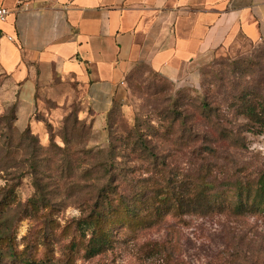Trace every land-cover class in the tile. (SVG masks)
Masks as SVG:
<instances>
[{
	"label": "rangeland",
	"instance_id": "obj_1",
	"mask_svg": "<svg viewBox=\"0 0 264 264\" xmlns=\"http://www.w3.org/2000/svg\"><path fill=\"white\" fill-rule=\"evenodd\" d=\"M125 83L104 120L65 90L18 123L15 95L3 99L0 264H264V211L237 210L235 189L264 175V41L239 36L194 80L140 61ZM109 186L101 242L90 214Z\"/></svg>",
	"mask_w": 264,
	"mask_h": 264
},
{
	"label": "crops",
	"instance_id": "obj_2",
	"mask_svg": "<svg viewBox=\"0 0 264 264\" xmlns=\"http://www.w3.org/2000/svg\"><path fill=\"white\" fill-rule=\"evenodd\" d=\"M0 105L27 120L38 96L65 90L103 119L140 61L173 82L243 36L264 41V0H0ZM7 36H11L9 40ZM104 120V119H103Z\"/></svg>",
	"mask_w": 264,
	"mask_h": 264
},
{
	"label": "trees",
	"instance_id": "obj_3",
	"mask_svg": "<svg viewBox=\"0 0 264 264\" xmlns=\"http://www.w3.org/2000/svg\"><path fill=\"white\" fill-rule=\"evenodd\" d=\"M256 105L257 104L253 103L252 101H246L242 107V112H245V114L248 118L253 119L255 121H257L256 117L258 115V113L256 111ZM262 109H264V108H262ZM109 187L107 189L106 188L102 189L98 192V194H97L98 198H102V199H100L101 204H99L101 209L100 208L98 209V207H99V205H98L97 206L98 210H94L90 214V219L93 222L95 230L97 231V234H98L97 239L101 242L102 241H109V239H110L109 238V232H108L109 229L105 228V223H106V219L108 218V215H111L110 211L112 208L102 207V205L104 204V202L107 199L115 198V196H113L115 193V190H111V187L110 188ZM235 189L237 190L236 196L238 197L236 199V202H237L236 203V209L237 210H241L242 206L244 205L243 203H245V201L250 200L252 205H254V208H253L254 210L264 211V175L259 177V179L256 181V186L253 187L252 191H251L250 187L248 186V184H246L245 186L237 185V187ZM251 192H252V194H251ZM244 194L247 196V198H242L244 196ZM172 195H173L172 193H169V194L166 193L162 197L158 196V198H160V201L163 202V201L169 200L172 197ZM251 196H252V198H250ZM118 198H121L120 202L122 204V210H123V213L125 214L126 217L128 214H131L132 212H134L133 208H130V206L128 204H125L124 198H126V196L120 194ZM112 217H113V215L111 216V220H112ZM6 226H7V219L1 220V227L0 228H2V229H0L1 230V232H0V245L2 242L5 241V239H8V236L4 235V233H3L6 230ZM1 255H2V251L0 249V257H1ZM26 264H38V263L26 262Z\"/></svg>",
	"mask_w": 264,
	"mask_h": 264
},
{
	"label": "built area",
	"instance_id": "obj_4",
	"mask_svg": "<svg viewBox=\"0 0 264 264\" xmlns=\"http://www.w3.org/2000/svg\"><path fill=\"white\" fill-rule=\"evenodd\" d=\"M27 0H17V7L20 8L26 4ZM10 10L7 7L0 6V24L4 23L7 20L8 15L10 14ZM2 29L0 27V38L2 37ZM9 40H12L11 36H7Z\"/></svg>",
	"mask_w": 264,
	"mask_h": 264
}]
</instances>
